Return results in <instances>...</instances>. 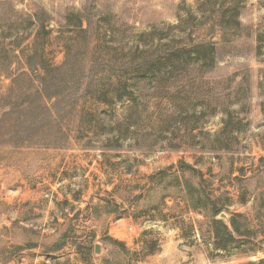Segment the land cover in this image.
Here are the masks:
<instances>
[{
	"label": "rangeland",
	"instance_id": "rangeland-1",
	"mask_svg": "<svg viewBox=\"0 0 264 264\" xmlns=\"http://www.w3.org/2000/svg\"><path fill=\"white\" fill-rule=\"evenodd\" d=\"M205 2L0 0V96L28 55L66 63L61 147L0 148V264H264V0L236 32L212 31ZM184 183L216 219L246 216L249 254L213 248Z\"/></svg>",
	"mask_w": 264,
	"mask_h": 264
},
{
	"label": "trees",
	"instance_id": "trees-1",
	"mask_svg": "<svg viewBox=\"0 0 264 264\" xmlns=\"http://www.w3.org/2000/svg\"><path fill=\"white\" fill-rule=\"evenodd\" d=\"M243 1L206 0L203 5L208 6L206 13L209 17L208 20L205 18L206 21L204 23H210L212 31H238L241 28L238 17L240 10L243 8ZM43 13L45 15V12ZM201 13L203 15V12ZM192 17L194 18V16ZM179 22H182V20ZM39 24H41V27L44 26L43 20ZM78 28L82 33H86V29H83L80 24ZM263 41L264 34H257V49ZM199 47H201L202 51H196L197 57L203 63L210 62L211 58L208 60L209 56L206 51H213L214 45L212 42L202 43L196 48ZM65 65L66 63L55 67L49 66L43 63L42 60H38V52H34L25 58L26 70L21 69L17 74L5 76L10 80V88L6 95L0 96V148H22L25 146L31 148L61 147L49 135L51 132L55 134L59 133V130L54 129L59 113L56 107L59 104L58 88L61 81L58 78H63V73L66 75V71L64 72ZM24 84H26L25 88L23 87ZM98 100L101 103L108 102L104 95L99 97ZM21 134L26 136L22 137ZM56 139L58 140V138ZM157 175L163 176L164 173L159 172ZM186 184L184 183V187L188 190L186 194H189L191 208L194 210L201 209L204 213L208 214L207 217H209V224L212 231L213 248L223 253L228 252L232 248L236 253L249 254L251 252L250 250H242L241 247L258 243V238H255L253 236L254 233L250 231L246 216L238 213L232 214L228 224L221 219H216L222 213V208L218 207L215 202L209 200V197H204V199L211 202L209 204L210 206H201L203 199L201 195L194 196L195 193L199 192V189L191 187V190L188 184ZM113 242L116 244L120 243L121 245V242L116 240H113ZM64 246L65 241L63 240L62 243L56 245L54 252L48 249L43 251L41 255L46 257V261L58 263V257L53 255L55 251L63 249ZM79 246L81 247V245ZM35 247L37 246L31 244L28 249ZM123 247L125 246L123 245ZM84 248L88 249L87 246H84ZM23 249L24 247L17 246L14 250L21 251ZM80 252L77 251V253ZM8 262L9 259L4 264ZM247 264L252 263L248 262Z\"/></svg>",
	"mask_w": 264,
	"mask_h": 264
},
{
	"label": "water",
	"instance_id": "water-1",
	"mask_svg": "<svg viewBox=\"0 0 264 264\" xmlns=\"http://www.w3.org/2000/svg\"><path fill=\"white\" fill-rule=\"evenodd\" d=\"M223 218H224V215L222 214L221 215ZM99 252V249H98V246L95 247V253H98Z\"/></svg>",
	"mask_w": 264,
	"mask_h": 264
}]
</instances>
